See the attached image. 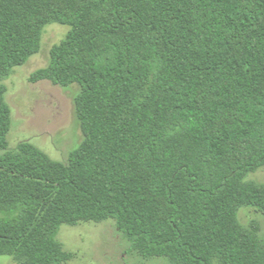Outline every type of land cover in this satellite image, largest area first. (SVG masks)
<instances>
[{"label":"trees","instance_id":"obj_1","mask_svg":"<svg viewBox=\"0 0 264 264\" xmlns=\"http://www.w3.org/2000/svg\"><path fill=\"white\" fill-rule=\"evenodd\" d=\"M68 27L29 82L80 88L66 163L7 149L3 81ZM264 0H0V256L63 264L61 225L115 221L168 264H264Z\"/></svg>","mask_w":264,"mask_h":264},{"label":"rangeland","instance_id":"obj_2","mask_svg":"<svg viewBox=\"0 0 264 264\" xmlns=\"http://www.w3.org/2000/svg\"><path fill=\"white\" fill-rule=\"evenodd\" d=\"M68 27L47 25L42 32L37 53L25 64L13 68L3 81L5 102L10 108L7 149L29 142L52 160L66 163L69 154L82 142L83 135L75 112V98L80 88L53 85L48 81L29 82L30 75L49 63L50 49L66 36ZM247 180L264 186V167L251 173ZM245 228H254L264 241V215L253 208H241L237 215ZM57 240L72 255L63 264H168L163 258H144L130 249L128 241L116 228L114 220L61 225ZM0 264H16L0 256Z\"/></svg>","mask_w":264,"mask_h":264}]
</instances>
